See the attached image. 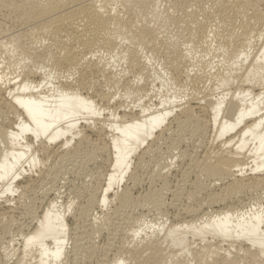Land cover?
Wrapping results in <instances>:
<instances>
[{"label": "bare ground", "instance_id": "6f19581e", "mask_svg": "<svg viewBox=\"0 0 264 264\" xmlns=\"http://www.w3.org/2000/svg\"><path fill=\"white\" fill-rule=\"evenodd\" d=\"M260 192L264 0H0V264H264Z\"/></svg>", "mask_w": 264, "mask_h": 264}, {"label": "rangeland", "instance_id": "374dc122", "mask_svg": "<svg viewBox=\"0 0 264 264\" xmlns=\"http://www.w3.org/2000/svg\"><path fill=\"white\" fill-rule=\"evenodd\" d=\"M88 134H90V133H88ZM208 145V144H207ZM210 147H209V149H211V145H209ZM161 148H162V150H166V147H164L163 145L161 146ZM164 148V149H163ZM208 148V147H207ZM199 151H197L198 153L197 154H199V153H202L201 152V149H198ZM177 152V150L175 151V153ZM199 155H202V154H199ZM177 161V160H176ZM173 161V163H172V168H170L171 170H168L167 168H163L162 169V171L164 170V172H166V174L169 176V178H170V181H171V184L172 185H174L175 184V181L177 180V178L179 177V175H178V169H179V165L181 164V163H179L180 161ZM188 162H186V164H187ZM181 166V165H180ZM152 168V167H151ZM175 168V169H174ZM177 169V170H176ZM153 170H154V173L155 174H157V169L155 170L154 168H153ZM30 175L29 176H27L28 175V173H26L25 175L26 176H24L23 177V179H20V185L21 186H24V185H26L28 182L30 183V181H29V178H30V180H32L34 177H35V173H29ZM173 175V176H172ZM173 178V179H172ZM73 179V180H72ZM75 179V177L73 178L72 176H69V180L67 181L68 183L69 182H71V183H73V181H75L74 183L76 184V183H78L77 181H79V180H74ZM87 179H89V178H87ZM87 179H86V181H87ZM62 182H64L65 180H61ZM64 183H66V181L64 182ZM126 185H129V183H125ZM124 184V185H125ZM205 184H207L206 182H204V183H202V185H204L205 186ZM61 185H63V186H61ZM60 186V188H59V194H60V200L62 201V203L64 204V205H68V202H71V201H73L72 200V198H73V195H71V193L68 191V186H67V184H66V186L64 185V184H61ZM159 185H161V189H160V186ZM171 185V186H172ZM130 186V185H129ZM146 186H148L147 185V183H143V184H141V185H139V186H137V187H134V189L132 188V194L134 195H137V196H140L141 194V196H143L145 193H146V191H147V187ZM163 187V188H162ZM62 188V189H61ZM165 188V189H164ZM154 189L156 190V191H158V192H161L162 193V197H164L163 195H165L166 194V192H168L169 193V190H167L166 191V187L165 186H163V184L162 183H159V182H156V185H155V183H154ZM157 189H160V190H157ZM163 189L166 191H163ZM165 192V193H164ZM166 194L165 195V197L163 198V200H164V203H166L167 205H165V206H161L159 209H160V211H159V214L161 215V213L163 214V216L161 217L162 219H166V218H168V219H166L167 221L169 220L170 221V219H169V217H167L166 215H168V216H170V215H172V213H174V212H172V210H170V209H168V208H170V203H171V200H172V197L170 198V196H171V194L169 193V194ZM260 193H262V194H259L258 193V195H260V196H262V197H264V192H260ZM36 194V196L35 197H37V198H41L42 197V194H40V192H37V193H35ZM66 194H68V195H66ZM139 194V195H138ZM134 195V196H135ZM18 195L15 193V195H14V200L11 202L12 204V206L15 204V200L18 198L17 197ZM52 198H54V195H51V197H50V199H52ZM165 198H166V200H165ZM170 198V199H169ZM185 200V201H184ZM189 199H183V201L181 202V204L182 205H184V206H191V203L193 202L191 199L188 201ZM67 201V202H66ZM186 202H187V204H186ZM45 203H47L46 201H45ZM169 203V204H168ZM169 205V206H168ZM192 205H193V203H192ZM15 206V205H14ZM13 206V207H14ZM151 207V208H150ZM166 209H168V210H166ZM149 209V213H148V215L149 216H147V218H146V220L147 221H151V220H149V219H154L153 217L156 215V213H158V212H156L155 210V208L153 207V206H150L149 205V207H148ZM165 209L166 210V212H165V210H163V209ZM151 209H154L153 211L151 210ZM170 210V211H169ZM210 209H206L205 211L207 212H210L209 211ZM213 210H217V208H214ZM152 211V212H151ZM154 211H155V215H154ZM106 213L107 212H111V210H108V211H105ZM104 212V213H105ZM170 212V213H169ZM153 214V215H152ZM101 215V219H102V217H103V215L102 214H99V216ZM160 215H157V216H155V218L156 217H158V219L160 218ZM146 221V222H147ZM155 221V220H154ZM168 221V222H169ZM151 223H154L153 221L151 222ZM149 224V223H148ZM149 225H151V224H149ZM140 237H143V232H141L140 233ZM192 239L190 238L189 240H188V242L187 243H189V244H191L192 243ZM15 245V244H14ZM17 245V244H16ZM14 246V248H16V247H19V245H17V246ZM193 246V245H192Z\"/></svg>", "mask_w": 264, "mask_h": 264}]
</instances>
